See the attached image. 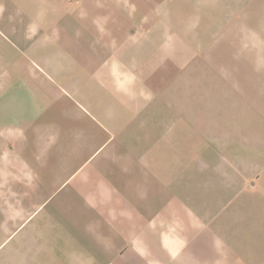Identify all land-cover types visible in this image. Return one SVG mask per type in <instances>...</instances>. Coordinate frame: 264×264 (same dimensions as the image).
Wrapping results in <instances>:
<instances>
[{"label": "crops", "instance_id": "0c3cea01", "mask_svg": "<svg viewBox=\"0 0 264 264\" xmlns=\"http://www.w3.org/2000/svg\"><path fill=\"white\" fill-rule=\"evenodd\" d=\"M198 27L0 0V264H264V69L207 81Z\"/></svg>", "mask_w": 264, "mask_h": 264}, {"label": "rangeland", "instance_id": "374dc122", "mask_svg": "<svg viewBox=\"0 0 264 264\" xmlns=\"http://www.w3.org/2000/svg\"><path fill=\"white\" fill-rule=\"evenodd\" d=\"M190 6L191 23H199L196 32L206 38L203 53L214 67L207 69V81L219 82L221 77L224 87L234 88V69H239L245 81L246 69H264V0H190ZM184 22L176 18L177 29ZM222 92H232L234 98V90Z\"/></svg>", "mask_w": 264, "mask_h": 264}]
</instances>
